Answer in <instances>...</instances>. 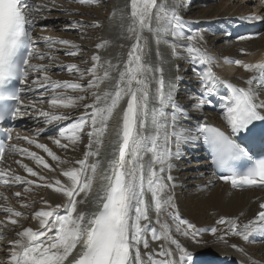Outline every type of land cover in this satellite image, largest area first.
<instances>
[{"label": "snow or ice", "instance_id": "snow-or-ice-1", "mask_svg": "<svg viewBox=\"0 0 264 264\" xmlns=\"http://www.w3.org/2000/svg\"><path fill=\"white\" fill-rule=\"evenodd\" d=\"M95 0H81V3L90 4ZM131 24L129 31L133 34L134 44L128 53L127 61L122 69L108 62V69L103 75H98L100 56L93 57L95 63L89 68L88 74L92 77L87 84L88 88L98 89L105 80L112 79L111 69H118V77L113 85V90L102 94L94 92V102L86 104L85 114L78 120L66 125L59 131V136L75 144L80 139V133L85 126L90 128L88 136L89 151L85 157L76 163L80 167H72L62 171L67 178V183L56 179L54 183L46 182L47 178L34 171L27 164H22L23 169L32 177H37L43 184L29 180L23 175H9L0 169V184L16 183L19 185H36L46 187L61 193L67 199L65 204H57L55 207L48 205L47 210L41 209L34 213V219L39 222V228H24L17 232V239L11 241L8 264H65L68 257L78 246L80 251L75 258V264H194L192 253L182 246L179 241L172 239L170 227L167 223H161L160 215L167 212L176 222V231L185 237H191L196 241L200 230L195 224L182 219L172 196H164L167 189L174 187L171 171L173 158L181 155L182 143H194L203 141L212 156V163L223 173L220 179L231 184L233 188L264 187V158H256L252 146L259 143L264 145V126L254 122H264V100L259 99L256 85L264 86V61L257 63H244L240 60H229L243 67L246 71L255 73L246 81L248 85L238 87L228 81L222 80L212 70L214 63L204 50L197 46L196 40L199 34L185 35L182 30L181 18L164 2L158 0H130ZM33 3L29 0H0V124L15 121L24 113L22 107L36 108L35 103L23 105L21 94L23 88L17 85L26 83L30 72H44L43 77H37L33 83H43L50 80L46 74L44 65L32 64L36 57L45 59L43 54L35 47L32 39V13ZM251 20L260 19L256 15L249 17ZM155 23V27H153ZM153 32L157 42L163 37L165 43L171 37L173 53L183 47L187 57L193 62H199L207 66L202 73L201 99L196 107L205 104L211 105L210 99L214 93L215 85H224L228 92L222 97L223 118L230 126L231 134H226L220 128L207 123L206 120L198 121L191 127H185L183 121H190L191 117L184 112L181 105L176 103L174 97L175 82L165 81L163 68L152 69L144 60L146 43H142L143 32ZM187 40L189 44L180 45L177 41ZM55 43L49 41V45ZM62 44H71L70 41H58ZM73 48L77 46L72 44ZM104 47V44L98 45ZM69 55H77L73 51ZM69 71L80 73L77 65L67 66ZM156 88L153 92L150 87L149 73H156ZM80 83L52 82L51 88L82 90ZM127 97V105L123 110L122 123L118 132L119 145L117 158L110 162L108 172L105 173V184L102 191L97 194L98 209L91 213L78 211L77 196L91 192L97 164H88V158L99 156V151H92L93 143L102 144V137L107 131L108 121L121 100ZM86 97H70L64 92L53 95L48 103L53 107L70 108L76 106L77 100ZM150 104L152 105L150 107ZM91 109V111H88ZM39 114L46 118L47 123L66 120L65 114H52L39 110ZM251 125V127H250ZM246 133V135H245ZM237 138L240 142H237ZM13 136L5 131L3 139H0V160L5 152L10 151L21 156L31 157L43 168L54 171L41 156L30 152L27 148H21L10 143ZM24 140L28 144H36L43 149L53 160H59L55 153L51 152L44 144H38L28 137H15ZM61 148H67L68 144H62L60 139L54 141ZM247 144L248 147L243 145ZM150 155L145 163L144 157ZM62 162V161H61ZM240 162H243L241 165ZM91 171V175H89ZM110 173V174H109ZM151 193V207L156 213V224L161 225L158 231L150 227L149 203L145 197ZM17 197L21 193H15ZM47 204V201H45ZM29 205L23 204L22 207ZM264 209V203L260 205ZM11 224L16 225L18 220L12 217H21L20 211L12 208H4ZM148 222V223H144ZM2 223V222H0ZM218 224L228 226L225 235L230 232L240 236L244 240L255 232H264V211H259L257 216L241 225L237 219L221 218ZM216 228L211 232L215 234ZM148 233L153 240L171 241L179 251L178 258H173L171 249L164 248L158 253H146L147 261L142 258L140 246L148 248ZM2 238V236H0ZM235 247V246H234ZM154 255L165 257L153 259Z\"/></svg>", "mask_w": 264, "mask_h": 264}, {"label": "bare ground", "instance_id": "bare-ground-1", "mask_svg": "<svg viewBox=\"0 0 264 264\" xmlns=\"http://www.w3.org/2000/svg\"><path fill=\"white\" fill-rule=\"evenodd\" d=\"M167 1L168 0L163 1V2L167 4ZM183 1L184 0H182V2ZM236 1L237 0H222L220 5L218 4L217 6H213V7H215V9H217V10L222 9L225 11L229 10V13L233 12L234 14L230 20H233L235 17H239V19L242 20V18H244V14L250 10V7H247V6H250V3L246 2L245 0H242L243 3L240 2L238 4H244L243 6L247 7V8H241V7H243V6H241L240 8L236 9V11H235L236 5H238L236 3ZM182 2H180V4L178 5V9L175 12L178 16H182L180 14H183V12H184ZM126 4H128L127 5L128 10L127 11H129V14H127L126 10L124 9V7H126L125 6ZM167 5H169V4H167ZM114 6L113 7L115 8L114 9L115 11H114L113 19L109 20L108 23L103 24V25H106L105 30L103 29L104 30L103 41L101 39L102 44H104V47L100 48L98 50V52L96 53V55L100 56L99 64L101 65V67L98 68V74L99 75H102L101 72H102L104 66L106 67V69H108V62H110L114 66H118L119 69H122L124 67L126 61H127L128 53L130 52L132 45L135 42L133 34L129 31V26L131 24L130 0H127V1L126 0H114ZM211 10H213V9H211ZM205 15L206 14H204V15L199 14V17L196 18V20H187L186 21V20L181 19L182 20V30H183V33L185 35H188V34L195 35L197 33L199 34V37H198L199 43L200 44L202 43L203 45L201 44L198 47L202 48V50H204V51H205V49H207V51H209V54H213L214 52L211 51V49H209L210 46L208 48L205 45H207L206 40H208V38L210 37V33L212 34V32H216L218 34V36L215 40L213 39L214 43H215V41L220 42V40H222L223 42H226L227 40H229V41L233 40L235 42L237 41V44L234 46L232 45L231 48L238 51L239 58H240L238 60H241L244 63H257L259 61H264V35L262 37H260L261 35H259V34L255 35V36L242 35V36H246V37H241V34H240L237 38H235L236 40L232 39L230 37L229 33L233 29H237V27L238 28L239 27L242 28V27L240 24H234L230 29L228 28L229 29L228 33L225 32L223 30L225 28V23H224L223 19H225V18L229 19L227 16L224 18L220 17L221 19L220 18L219 19L216 18V19H212V20L209 19L210 22H212L211 25L214 24L215 28L213 30H209L208 32H204L203 30L199 31V28H198L199 26L202 28L206 27L207 21L205 19L206 18ZM212 16L216 17L215 15H212ZM237 23H240V22H237ZM207 26H210V25H207ZM153 27H155V23H153ZM195 32H197V33H195ZM220 33L222 35H220ZM148 36H152V38L150 37L148 39ZM258 37H260V39H257ZM159 42L166 45L167 47H171V43L169 41L167 43H165V40L160 39ZM142 43H146L144 60L147 64H149L151 66L152 69H153V66H155L157 69V66L162 68L163 66L169 65L168 64L169 63L168 61H170L169 56H167L165 52H161L158 55V49H153V51H151V49H150L157 43V37L153 32H149V31L145 30L143 32ZM44 44L45 43L43 42V45ZM232 44H233V42H232ZM57 48L58 47L52 48L51 50H57ZM226 49H230V48L227 47ZM39 53L43 54L44 52H39ZM213 58L218 60L217 63H214L215 66L212 67V70L216 73V75L218 77H220L222 80L228 81V82H230V83H232L238 87H245L246 88L248 86L246 84V81L249 78H251L253 75H255V73L248 72L243 67L237 66L234 63H228L227 62L229 60H232V61L237 60L235 58H229V59L221 58L220 60H219V57L217 58V56L213 57ZM181 59H183V58L181 57ZM181 59L180 60L178 59L177 65L178 64L180 65L181 63L183 65V61ZM33 60L34 59L31 60V63L33 62ZM184 64H189L190 66H193L192 68L195 70L196 75L198 76V82L199 83L203 82L202 81V73L206 72V69H207L206 65L201 64V66H200L199 62L193 63L190 59H188L187 62ZM110 71H111V76H112V79H111L112 80V87H111L112 89L111 90H113V85L115 83L116 78L118 77V69L114 67ZM29 74L31 76V72ZM181 74H183V73L181 72ZM181 74H179V75H181ZM42 77L43 76H41V78ZM154 77H155V73H149L150 87L154 84V82H153ZM179 77H182V76H179ZM165 81L167 82L168 80H165ZM35 84L36 85H34V83L31 84L28 81L26 83H24L25 91L27 92L28 96L22 102H23V105H25V106L35 103L36 108L33 109L31 107H27V108L22 107L21 108L22 113H23V111H26V110L38 111L39 110L38 105L40 104V103L38 104V101H41L43 99L48 98V94L50 92H54L51 88V84L47 85V86L41 85V84L37 85L39 83H35ZM105 84L106 83L104 81L102 84H100L98 89L94 88L93 92H99L102 94L105 91H110V90H108L109 88H106ZM175 86L177 87L176 83H175ZM223 87H224L225 91H224ZM220 88H221V90H220ZM258 88H260V89H258ZM261 88L264 89V86H261L259 84L256 85V90H261V92L258 93L259 99L264 100V92H262L263 89H261ZM151 89L153 90L152 87H151ZM193 89L194 88H192V90ZM218 90H220L218 92V95L222 96V97L225 96L228 92L227 88L221 84L215 85L214 91H218ZM179 97H181V93L178 94V97L176 99H179ZM127 99L128 98L125 97L123 100H121L118 107L114 110V113L112 114L111 119L108 121L107 131L103 135V137L101 138L102 144L96 145L95 143H93L92 151L98 150L99 156L89 157L88 158V164L89 165L97 164L98 167H97L96 172H95V179L93 181V186H92L91 192L88 193L87 196H85V193H80V195L77 196L78 201H81V200L83 201V203L78 204V211H84L85 213H91V212H94L98 209V205L96 202V196L98 193H100L102 191V185L106 183L104 180V176H105V173L108 172L110 162L115 160L117 158V155H118L117 149H118V145H119V138H118L117 134H118L120 127H121L122 114H123V110L126 108ZM176 103H177V100H176ZM177 104L181 105L184 109V112L191 117L190 121H183L182 122V123H184L185 127H191L192 125H195L198 121H204V120H206L207 122L210 121L209 115L206 116V114H203L197 107L191 109V112H190L189 110H185V105H182L179 102ZM76 106L70 107V108H65V110H68V109L73 110L76 108ZM39 107H41V105ZM51 108H52V110H55V108H53V107H51ZM56 108H58V107H56ZM212 110H216V109H212ZM38 113H39V111H38ZM202 115H205L206 117L205 116L202 117ZM216 118H219L220 122L215 123V121H213V120H216ZM210 119H213L210 122H212L213 124H215L217 126L222 127V129H224L226 132L231 134L230 126L227 125V122L223 118V110L221 111L220 109H218L216 114H215V118H210ZM67 124H70V123L68 122V123L63 124V125L58 124L55 126L53 135L56 134V136H50V137L44 136V137L54 138L53 140H51V139L47 140L48 142H54L56 139H60L61 141L66 140V139H63L59 136V131L62 128H64ZM219 124H221V125H219ZM86 127L90 131V128L88 126H86ZM85 137L88 138V141L86 142L84 147H81L80 146L81 141ZM89 141H90V137L88 136V133L84 134L82 131L80 133V139L75 144H72V143L68 144L69 148H72L73 150H75V152L68 154L69 158H72L71 160L75 161V162L83 159L85 157L86 153L89 151V148H88ZM46 146L48 149L51 150V152H53V153L56 152V151L54 152L55 147H53L52 145L47 144ZM185 146H187V148ZM188 147L190 149H192V148L198 149L199 145L198 144L193 145L192 143H187V144L182 143L180 145V148H182V149L184 148V150H185V148L189 150ZM32 148L35 149V148H39V147H37L36 144H32ZM57 148L59 149V146L56 147V149ZM78 148L83 149L81 156L79 155V153H77L79 150ZM41 150H42V153L44 154L45 151L43 149H41ZM30 152H34L38 156H41L37 152L32 151V149L30 150ZM9 154H10V157H9ZM12 154H16L17 157L19 156V154L12 153L9 151L8 157H7L8 160H14ZM55 155H56V153H55ZM150 155L151 154L144 157L145 163H147V161L150 159ZM47 157L49 158L48 161L46 159H44V157H43V159L49 165H51V167L53 169H56L57 166L60 167V165H59V164H61L60 161L53 160L49 155ZM57 157H59V156H57ZM181 157H184V159H181ZM18 158L27 159L28 162L30 163L28 166L32 167L34 171L38 172V170H40L39 168H41V169L43 168L41 165H38L37 162L35 160H33L31 157L20 155ZM59 159H60V157H59ZM189 159H190L189 156H187V155L183 156V152H181L180 157L173 158V160L171 161L173 164L171 175L173 176L174 179L170 183L172 185H174V187H170L169 189H167L164 196L166 197L169 194L172 196L174 203L179 210L180 217L181 218H182V216L184 217V214H185L188 217L187 221H189V222H193V223L199 222L201 224V222H203L205 219H207L211 216L212 219H214L213 221L216 222V223H214L215 224L214 226H212V225L211 226H212V228H216L217 231L215 234H213L211 232L212 228H206L207 226L202 228V229L199 228V230H200L199 235L197 236L196 241H193V239L191 237H185L180 232L176 231V222L173 221L171 219V217L165 211V212L161 213L160 220H161V223H167L169 225L171 235H172V239L179 241V243L182 246H184L186 249H188L192 253V260H193L194 264H264V245H263L264 243H261V242H264V232H255L256 234H258V240L261 241V242H259L258 245H255L254 247H246L245 243H244V239H242V237L233 235L230 232H228V234L225 235V232L228 229L227 225H225V224H219L218 225L217 224V221L220 220L221 218L237 219L241 225L253 220L257 216L259 211H264L263 209L260 208V205L262 203H264V189H252V190L241 189V188L237 189V188H233L231 186V184L225 183L223 180L216 181L217 184L213 185L211 181H214L215 179L212 176L210 169L204 166L205 168L202 169V171L206 170L209 174V177H205L204 178L205 180L203 181V183L201 185H198L199 187H197V189L191 190V193L189 196L190 202H189L188 206L186 207L187 212H184V210L182 209L183 204L179 201L177 196H178V193L180 191H183V190H186L187 188H189L187 185V181L189 180V178L187 180V176L183 174L184 171L186 170L185 168H183L184 163L187 162L188 166L191 165L189 162ZM5 161H7V159ZM17 161H19V160H17ZM5 164H6V162L1 165L0 169H3L5 172L10 174L9 170H7V171L5 170ZM204 164L205 163H202V165H204ZM18 165H21V164L16 162V164H15L16 167L15 166L14 167L16 168L17 171H12L14 173L13 175H23L25 177L30 176L24 169L20 170L21 167ZM76 166L80 167V165L77 163H76ZM72 167H74V166H72ZM200 167H201L200 165H194L192 169L193 170L194 169L199 170ZM57 169H58V167H57ZM68 169L69 168H67V170ZM40 171H42V170H40ZM44 172H46V171H44ZM48 172H50V170ZM203 173H201V174L199 173L198 175L204 177ZM45 174H47V172ZM89 175H91V171H89ZM47 176H48V174H47ZM63 177L64 176H60V177H58V179H60L64 183H67L68 182L67 178L66 177L63 178ZM46 178L51 179L52 183H54V181L56 180V179H52V177H46ZM65 178H66V180H65ZM14 184L15 183L10 182L9 184L6 185L5 190L14 186ZM0 186H1V184H0ZM30 187H28V188L30 189ZM208 188H211V189H208ZM48 189H49L48 190L49 191L48 196L46 195L48 205L55 207L57 204L62 205V204L67 203L66 197H64L61 193L55 192L53 189H50V188H48ZM145 199L150 205L149 217H150L151 224L149 226L155 227L159 231L161 229V225L155 223L156 213H155L154 209L151 207V203H152L151 193H147ZM47 208H48V206H47ZM47 208L45 207V210H47ZM24 209L26 211L27 210L29 211V209L27 207ZM4 213L5 212L3 210H0V216H2V214H4ZM12 219H14V218H12ZM1 221L2 220L0 219V222ZM144 223H148V222H144ZM18 224H16L15 226L20 227V229L23 230L25 226H22V225L19 226ZM27 227H32L34 230H37L39 228V222L36 220L35 223L29 224V226H27ZM13 229H14L13 227H6V226L2 225V223H0V236H2V238H3L5 236L9 235L8 237H11V241H13L14 239H17L18 238L16 235L17 232L11 231ZM2 238H0V240ZM8 241L10 242V238L6 239V242H8ZM247 241L248 242H246V240H245V242L247 244L249 242L251 243V241L254 242L252 240V238H250V237ZM161 244H163L164 248L172 250L173 258H178L179 251H178V249H176V246L171 243V241L153 240V239H151V233H148V245H149L148 248L145 249L143 247V245L140 246L142 258L147 261L148 258L146 256V253H149V252L158 253L159 251H161V247H160ZM260 244H262V245H260ZM241 246H243L244 248L242 249ZM10 248H11V246H10ZM4 251H5V249H2L0 246V264H8L6 262L9 261V259H7V261L1 259L3 257ZM79 251H80V247L78 246V248L75 251H73V253L68 257V260L65 261V264H73V261L75 260V258H78L77 253ZM163 258H165V257H160L158 255L153 256V259H163ZM230 258H234V259H236V261H234L232 259L230 260ZM244 258H247L248 260H246Z\"/></svg>", "mask_w": 264, "mask_h": 264}, {"label": "rangeland", "instance_id": "rangeland-1", "mask_svg": "<svg viewBox=\"0 0 264 264\" xmlns=\"http://www.w3.org/2000/svg\"><path fill=\"white\" fill-rule=\"evenodd\" d=\"M163 1H166V0H158V3H161ZM221 1L222 0H208L207 2H199L194 7H192L188 12H183V14H180L182 16H179V17L182 20L187 21V20H196V18L199 17V14L200 15L206 14L205 15L206 16L205 19L207 21L206 23L210 22V20L212 19H216V18L219 19L220 17L224 18L227 16L229 17V19L232 18L234 14L233 12L229 13V10L225 11L222 9L221 10L219 9L220 10L219 11L215 9V7H213V6H217L218 4L220 5ZM236 3L238 4L240 2L236 1ZM167 4H169V1H167ZM127 5L128 4H126L125 5L126 7H124V9L126 10V13L129 12L127 11L128 10ZM238 5H236L235 11L236 9L243 6L244 4H238ZM113 6H114V0H95L94 3H90V4L81 3V0H37L36 18L38 22L40 23V26L35 31L34 40L36 43V48L39 50V52H44L43 55L45 59L40 60L34 57L32 64L44 65L47 70L46 74L52 82L58 81L61 83L63 82L80 83L81 85L84 86L82 90L56 89L55 92H50L48 94V98L38 101V104L40 103L38 105L39 110L49 112L52 114H65L69 117L68 119L62 120V121H54L51 124H49L47 123L46 118L41 116L38 113L39 110L30 111V113H28L30 114V118L32 117L35 118L33 119V121H37L35 124L39 126L35 125L32 128L28 129L27 131H22L21 133H19L20 137L26 136L30 139L35 140L38 144H44V145L50 144L53 147H55L54 152L56 151L55 152L56 155L60 157V159L57 161H60L62 165L59 164L60 167L57 166L58 169L56 167V169L52 172L51 170L50 172H48L49 170L45 168H44L45 170L43 168L42 169L39 168L43 172L38 170V173L44 177L46 176V177H52V179H58V177L63 176L61 173L62 171L67 170V168H72V166L78 168V166H76V162L72 161L71 160L72 158H69L68 156V154L75 152V150L69 147L61 148L60 146H59V149L58 148L56 149V147H58L57 144H55L54 142L47 141L49 139L53 140L54 138H46L43 135L46 132L52 131L55 128V126L58 124L63 125L68 122L71 124L73 121L78 120L80 116L85 114L84 106L86 104H92L94 102V96H93L94 88L87 87L88 81L92 78L88 74L87 70L92 67L93 63H95L93 60V57H95L96 53L101 48V47H98V45L102 44L103 34L106 28V25H103V24H106L108 23L109 20L113 19V15L115 11L114 10L115 6L114 7ZM247 7L243 6L241 8H247ZM175 9H178V8L176 6L172 7V10L174 12H176ZM211 9L213 10L215 9L216 11L215 10L213 11ZM210 15L211 16L215 15L216 17L214 16L211 17ZM211 23L206 24V27L204 28L199 26L198 27L199 31L203 30L204 32H208L210 29V26H207V25H211ZM211 26H212L211 27L212 29L215 28L214 24ZM188 35H192V34H188ZM220 35L222 34L220 33ZM260 35H261L260 37H262L264 35V31ZM217 36H218L217 33H214V32L212 34L210 33V37L208 38V40H206L207 45H205L208 48L210 46L209 49H211V51H213L214 53L209 54V51H207V49H205V52L212 58L216 56L217 58L219 57V60L221 58H227V59L235 58L237 60L240 59L238 51L231 48L232 45L234 46L237 44V41L235 42L233 40L232 41L227 40L226 42H223L222 40H220V42L215 41L214 43V40L217 38ZM260 37H258L257 39H260ZM148 39H149V36H148ZM49 41H53L55 43H52L51 45H49ZM58 41H70L71 44L66 45V44L58 43ZM43 42L45 43L44 45H43ZM176 43L180 45H185V44H189L190 41L182 40V41H177ZM72 44L76 45L77 47L73 48L71 46ZM196 44L197 46L202 44V43L201 44L199 43L198 38L196 40ZM56 47H58L57 50H51L52 48H56ZM227 47L230 49H226ZM73 51L78 52V54L75 56L68 54ZM171 52H173L172 47H171ZM181 57L183 59H181ZM174 59H175L174 63L176 64H174L173 69H174V72L176 73V79H177L176 81L177 87H176L175 92L177 95L181 93V97H179L177 102H179L182 105H185V110H189L191 112V109L196 108L197 103L201 99V94L203 92V88H202L203 82H200V83L198 82V76L196 75L195 70L192 68L193 66L189 65L190 63L184 64L189 59L187 57L185 48L183 47L178 48L177 53L174 54ZM178 59L179 60L181 59L183 61V65L182 63L180 65L178 64L179 66L177 65ZM213 60L215 61L214 63H217L218 61L215 58H213ZM214 63L211 65V67L215 66ZM73 64L77 65L78 68L80 69V72H83L85 74L83 78H81L79 72L68 70L67 66H70ZM201 64L202 63H200L199 65L201 66ZM181 72L183 74H181ZM43 73L44 72H31L29 82L32 84L33 81L37 79V77H41L45 74ZM179 76H182V77H179ZM50 80L47 81L46 83L45 82L39 83L37 85H40V84L46 85V86L50 85L52 83ZM192 88H194L195 90L194 89L192 90ZM260 91L261 90H257L258 93ZM61 92H64L67 96H70L73 98L79 97V96H84L86 98L84 100H77L76 101L77 106L73 110H70V109L65 110V108H62V107H58V108H55V110H52L51 108L52 106L48 103V101L53 95H55L56 93H61ZM204 98L206 99V97ZM40 105L41 107H39ZM198 109L203 114H206V116L209 115L210 118H215V112L209 109L207 104L203 105L202 107ZM88 111H91V109H89ZM33 112H35L36 115H40V116H36ZM204 116L205 115H202V117ZM210 118H209L210 121L213 120ZM219 120H220L219 118H216V120H213V121H215V123H218L220 122ZM88 131L89 129L85 126L83 133L87 134ZM87 141H88V138L85 137L81 141L80 146L84 147ZM61 143L70 144L68 140H63L61 141ZM15 144L21 148H27L29 151L32 149V151L37 152L39 155L44 157V159H46L47 161L49 160V158L47 157L48 154L46 152L43 154L40 148L33 149L32 145L28 144L26 141L22 139L17 140ZM82 152H83V149H79L77 153H79V155L81 156ZM18 157L16 154H13L14 160L7 161V165L5 166V170L6 171L9 170L11 175L14 174L12 171H17L15 168L16 167L15 164L17 160H19L22 164H27V165L30 164L27 159L25 158L21 159ZM192 165L194 166L196 164L192 162V164L188 166V163L185 162L183 165V168L186 169L183 174L187 176V180L189 178L188 181L186 180L189 188H187L186 190L180 191L177 196L179 201L183 204L182 205L183 208L181 206L180 207L184 210V212H187L186 207L188 206L190 202L189 196H190L191 190L197 189V187H199L198 185H201L203 181L205 180L204 178L209 177V174L206 170L204 171V173L197 169L193 170ZM18 166L21 167L20 170L23 169L21 165H18ZM44 171L47 172L48 176L47 174H45L46 172ZM199 173L200 174L203 173L204 177L199 176L198 175ZM31 177L26 176V178H28L29 180L36 181L37 184H43V182L45 183V181L43 182L39 181L36 177H32V178ZM46 182H52V180L48 178ZM28 187H30V189ZM5 188H6L5 184H2L0 186V210L10 207L14 209L15 211H20L23 214L21 217H14V216L12 217L19 221V224H18L19 226L22 225V226H25L24 228H27L29 224L35 223L36 220L33 218L34 213L41 209L45 210V207L47 208L48 206V203L47 205L45 203V201H47V196L49 193L48 188L37 187L35 184L33 186V185H27V184L19 185L16 183L14 184V186L10 187L7 190H5ZM208 189H211V188H208ZM17 192L21 193L20 197H17L15 195V193ZM23 204L29 205L27 207L29 211L28 210L26 211L24 209L26 207H22ZM4 214L0 216V219L2 220L1 221L2 225L6 227H13L14 229L11 230L13 232L22 231L20 227H16L15 225L11 224L9 221L8 215L7 214L4 215ZM185 218L186 220L188 219V217L184 214V217L182 216V219H185ZM213 220L214 219H212V217L210 216L209 218L201 222V224L199 222L197 223L190 222V223L195 224L197 229L199 228L202 229L206 226H207L206 228H212V226L215 225L214 223H216ZM8 236H5L0 240L1 248L5 249L3 257L1 259L6 260V261L7 259H9L10 246H11V237H8ZM5 238L6 239L10 238V242L9 241L6 242ZM246 242L248 241L246 240ZM246 242L244 240L246 247H254L255 245L259 244V242H256V241L254 242L251 241V243L249 242L248 244ZM241 248L243 249L244 247L241 246ZM244 259L248 260L247 258H244ZM6 263H8V261Z\"/></svg>", "mask_w": 264, "mask_h": 264}]
</instances>
